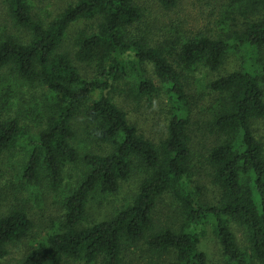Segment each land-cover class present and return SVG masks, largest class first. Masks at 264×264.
<instances>
[{
  "label": "trees",
  "instance_id": "1",
  "mask_svg": "<svg viewBox=\"0 0 264 264\" xmlns=\"http://www.w3.org/2000/svg\"><path fill=\"white\" fill-rule=\"evenodd\" d=\"M0 1L12 26L27 34L17 38L7 27L0 29V71L8 69L10 77L46 91L38 132L30 133L19 114L0 115V156L26 151L17 185H10L22 190L45 180L57 192L64 169L81 168L61 203L62 220L14 264H123L124 254L137 246L153 257L171 256L168 264H205L198 244L206 226L221 248L223 264H264V150L251 128L253 121L264 122L259 56L264 0H225L216 31L162 39H153L156 22L146 17L139 0H76L47 23L33 19L27 0ZM152 1L163 11L178 5V0ZM91 20H97L96 30L75 32L71 60L61 50L66 32L73 23ZM230 54L240 56L239 68L209 80L206 104L198 105L188 91V72L197 67L217 72ZM74 61L93 64L95 77L82 78ZM126 78L135 96L166 95V133L158 143L142 136L106 95ZM80 113L90 139L106 147L103 153L80 157L73 145L72 123ZM197 140L210 142L202 159L218 190L214 204L203 202L201 190L189 186ZM135 172L140 178L132 202L106 220L85 225L89 198L116 194ZM167 194L178 207L176 229L157 227L153 219L157 200ZM27 203L17 200L0 215V261L10 245L33 234ZM231 225L241 230L242 245Z\"/></svg>",
  "mask_w": 264,
  "mask_h": 264
},
{
  "label": "rangeland",
  "instance_id": "2",
  "mask_svg": "<svg viewBox=\"0 0 264 264\" xmlns=\"http://www.w3.org/2000/svg\"><path fill=\"white\" fill-rule=\"evenodd\" d=\"M27 1L33 19L47 23L76 0ZM139 2L140 4L144 3L146 6V17L156 22L155 28L151 30L153 39L168 38L171 34L190 36L196 32H214L222 22V14L227 5L225 0H178L177 8L172 11H163L152 0H139ZM97 24V20L73 23L66 32L61 50L65 51L71 60H74L72 39L75 32L92 33L96 30ZM3 27H7L11 34L17 38L27 37L26 32L12 26L6 15L5 7L0 1V29ZM221 27L223 26L221 25ZM259 56L264 61V51H261ZM74 63L82 78L91 80L95 77L93 64H83L75 61ZM239 64L240 56L230 54L217 72H207L200 67L188 72L186 81L188 91L196 98L197 104L200 106L206 104L205 100L208 95L206 84L209 80L237 70ZM9 71L8 69L0 71V115L6 118L19 114L23 124H27L30 133L34 134L40 128L39 122L42 121V113L45 114L46 91L38 84L30 85L10 77ZM148 73L149 75L152 73L150 68ZM151 78L155 81L153 76ZM131 90V81L126 78L116 82L106 92V95L119 109L126 113L129 123L134 125L142 136L158 143L166 133V95L163 91H159L154 95L138 97ZM72 125L76 133L73 145L78 150L80 157L85 153H103L105 151L106 147L99 146L90 139L82 113L78 114ZM251 128L254 138L262 145L264 150V122L260 120L253 121ZM209 146V141H195L189 186L192 189L199 188L201 190V200L203 202L214 204L217 200L218 190L212 185L209 171L202 159L205 149ZM25 157L26 151L23 149L7 151L0 156V215L5 213L15 201L28 200L27 205L31 207L30 216L35 223V227L30 238L8 247V255L0 261V264H14L20 261L30 248L38 246L48 234L54 231L62 220L61 203L65 194L70 186L74 185L79 179L81 172L79 165L67 166L63 172L64 182L57 192L47 188L45 180H42L40 186H23L22 190H20V187L14 189L10 184L17 185L16 176L19 174ZM139 178V173L132 174L127 181L121 183L119 191L114 195L93 194L86 206L84 224L90 225L106 220L124 206L129 205L137 191ZM153 219L157 227L177 228L180 215L176 203L169 194L157 200ZM230 228L237 242L242 245L243 234L241 230L235 225H231ZM198 250L205 255V264L224 263L221 248L209 226H206L204 235L199 241ZM124 255L123 264H146L150 262V259L151 262L155 261L157 264H168L172 261V257L169 255L153 257L150 253L143 251L140 246L129 249ZM67 263L84 264L75 261H67Z\"/></svg>",
  "mask_w": 264,
  "mask_h": 264
}]
</instances>
